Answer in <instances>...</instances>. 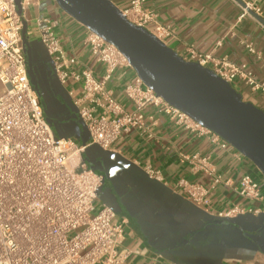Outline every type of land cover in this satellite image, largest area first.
<instances>
[{
    "label": "crops",
    "instance_id": "crops-1",
    "mask_svg": "<svg viewBox=\"0 0 264 264\" xmlns=\"http://www.w3.org/2000/svg\"><path fill=\"white\" fill-rule=\"evenodd\" d=\"M121 11L130 0H110ZM147 8L173 36L166 45L184 59L190 51L226 59L250 71L264 82V0H147ZM257 8L241 20L246 7ZM25 19L47 18L77 69H89L101 79L104 67L96 62L86 43L88 29L68 16L53 0H37L24 11ZM37 77V92L44 115L56 138L86 146L81 122L68 91L53 77L44 50L35 39L29 42ZM250 48L253 52L250 51ZM138 77L132 67L119 68L108 84L114 98L126 110L133 105L125 95L127 85ZM76 88V97L80 89ZM243 100L264 111V97L247 87H236ZM147 129L120 137L102 153L87 146V166L104 178L97 205H109L120 225L119 252L128 254L125 264H264V178L236 149L223 150L208 137L187 131L151 105L146 110ZM208 158L222 181L212 189L214 178L185 160ZM151 170L160 180L151 179ZM250 174L260 185L261 200L249 202L237 193L240 178ZM185 180L201 185L204 203L195 204L178 187ZM259 211L228 219L218 215L233 208Z\"/></svg>",
    "mask_w": 264,
    "mask_h": 264
},
{
    "label": "built area",
    "instance_id": "built-area-1",
    "mask_svg": "<svg viewBox=\"0 0 264 264\" xmlns=\"http://www.w3.org/2000/svg\"><path fill=\"white\" fill-rule=\"evenodd\" d=\"M35 2L0 0V64L6 63L0 69V84L4 87L0 95V264H125L128 254L118 250L122 228L114 223L113 208L105 204L96 211L104 178L87 166L83 158L86 147L95 146L105 153L120 137L133 130L144 132L146 110L153 105L176 124L208 137L219 148H235L170 106L139 77L125 88L133 105L132 110H126L108 89L119 68L131 67L126 57L88 30L86 43L96 62L104 67V74L98 79L92 70L79 71L76 58L64 50L49 19L37 18L35 28L29 29L24 11ZM146 5L147 0H130L122 13L131 24L166 44L173 36L171 29L162 25ZM251 12L260 13L256 7L247 6L239 19ZM32 39L44 50L55 82L61 87L73 83L68 95L82 124L86 146L56 138L45 117L29 76L26 43ZM185 60L212 70L236 91L238 85H243L264 97V82L257 81L244 65L193 50ZM76 86L80 89L78 97ZM185 160L214 178L212 189L221 183L208 158L193 156ZM147 173L151 179L160 180L157 173ZM178 187L195 204L204 203L207 191L201 185L180 180ZM237 193L249 202L261 200L260 185L250 174L240 178ZM258 213L236 207L217 218Z\"/></svg>",
    "mask_w": 264,
    "mask_h": 264
},
{
    "label": "water",
    "instance_id": "water-1",
    "mask_svg": "<svg viewBox=\"0 0 264 264\" xmlns=\"http://www.w3.org/2000/svg\"><path fill=\"white\" fill-rule=\"evenodd\" d=\"M53 1L72 19L117 47L146 87L219 135L264 178L263 110L244 101L212 70L186 61L146 29L131 24L110 0ZM26 48L29 76L37 88L29 43Z\"/></svg>",
    "mask_w": 264,
    "mask_h": 264
},
{
    "label": "rangeland",
    "instance_id": "rangeland-1",
    "mask_svg": "<svg viewBox=\"0 0 264 264\" xmlns=\"http://www.w3.org/2000/svg\"><path fill=\"white\" fill-rule=\"evenodd\" d=\"M30 19H29V29H33V28H35V22H34L35 20H30ZM5 65H6V63H1L0 64V69L3 68V67H5ZM66 86L69 87L70 86V83H67ZM3 92H4V87L0 84V95ZM100 209H101V206H99V205L96 204V211H99Z\"/></svg>",
    "mask_w": 264,
    "mask_h": 264
}]
</instances>
